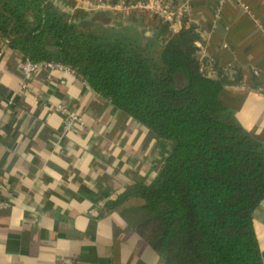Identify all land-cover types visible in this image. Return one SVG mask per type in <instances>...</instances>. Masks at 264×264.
<instances>
[{"label":"crops","instance_id":"crops-1","mask_svg":"<svg viewBox=\"0 0 264 264\" xmlns=\"http://www.w3.org/2000/svg\"><path fill=\"white\" fill-rule=\"evenodd\" d=\"M52 1L77 21L99 16L162 42L184 18L199 31L208 76H239L219 100L264 149V0H167L182 7L178 23L137 8L146 0H113L94 10L78 7L90 0ZM22 59L0 40V200L9 204L0 210V264H162L120 210L105 204L129 185L150 183L172 143L77 75L39 71L21 91ZM58 107L80 119L71 132L63 131ZM253 224L264 260V198Z\"/></svg>","mask_w":264,"mask_h":264},{"label":"trees","instance_id":"trees-1","mask_svg":"<svg viewBox=\"0 0 264 264\" xmlns=\"http://www.w3.org/2000/svg\"><path fill=\"white\" fill-rule=\"evenodd\" d=\"M0 40L33 63L69 67L172 143L150 183L129 185L105 204L162 264H264L253 224L264 198V149L220 102L239 76H208L195 26L183 18L162 42L99 16L77 21L52 0H0Z\"/></svg>","mask_w":264,"mask_h":264},{"label":"built area","instance_id":"built-area-1","mask_svg":"<svg viewBox=\"0 0 264 264\" xmlns=\"http://www.w3.org/2000/svg\"><path fill=\"white\" fill-rule=\"evenodd\" d=\"M99 2H106L107 0H98ZM139 8L142 9H150L153 11L155 15H157L161 19H167L169 21L173 22H180L182 17V7L176 6V7H170L167 3V0H146V3L138 4ZM20 72H21V83H20V89L21 91H25L27 89L28 82L33 78L34 74H36L39 71H51V70H59L64 71L69 75H76V73L71 70L69 67L63 66L61 64H55L52 62H39V63H33L27 59H22L20 63ZM60 113H62L65 116V121L63 123V131L64 132H71L78 124H80V119L72 114L66 111L62 108H57ZM8 203L0 200V210L8 207ZM63 264H71V261L65 260Z\"/></svg>","mask_w":264,"mask_h":264},{"label":"rangeland","instance_id":"rangeland-1","mask_svg":"<svg viewBox=\"0 0 264 264\" xmlns=\"http://www.w3.org/2000/svg\"><path fill=\"white\" fill-rule=\"evenodd\" d=\"M105 2V1H104ZM113 2V0H107L105 3H112ZM83 3H85L86 4V8H88V9H90V10H94V8H96V6H99L101 3H103V2H99L98 0H90V2H81V3H79V6L78 7H82L83 5ZM115 2H113V4H114ZM141 3H144V2H141ZM141 3H139V4H141ZM132 8L133 7H129V6H127V9H129L130 11L132 10ZM137 8H139V7H137ZM139 9H142V8H139ZM150 10V9H149ZM151 11V10H150ZM164 147H165V150L167 151V150H169L170 149V147H169V145H168V149H167V145H164ZM163 147V148H164Z\"/></svg>","mask_w":264,"mask_h":264}]
</instances>
